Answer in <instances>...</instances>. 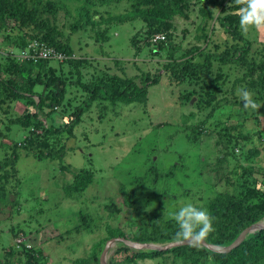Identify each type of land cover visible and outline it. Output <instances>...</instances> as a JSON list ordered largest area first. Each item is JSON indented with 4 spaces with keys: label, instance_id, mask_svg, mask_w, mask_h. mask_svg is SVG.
Listing matches in <instances>:
<instances>
[{
    "label": "rangeland",
    "instance_id": "374dc122",
    "mask_svg": "<svg viewBox=\"0 0 264 264\" xmlns=\"http://www.w3.org/2000/svg\"><path fill=\"white\" fill-rule=\"evenodd\" d=\"M62 1L65 6L57 9L54 23L61 38L72 47L67 58L78 62L76 67L64 59L51 58L50 62L61 64L60 71L70 81L157 70L162 75L148 87L144 102L93 103L75 125L74 135L48 138L41 158L19 145L29 131L9 122L28 102L19 98L2 104L0 162L10 153L7 145L15 141L19 153L17 170L7 183V203L0 204V261L5 264H28L23 242L41 251V264H75L74 259L88 256L110 227L133 235L142 228L151 230L156 223L165 229L177 226L170 213L184 203L193 202L208 210L216 193L238 185L241 166H253L257 177L264 169V92H255L260 88L258 68L242 77L246 64L212 58L211 70L201 83L203 91H211L212 86L205 84L216 78L213 89L217 90L214 94L202 93L197 104L196 96L190 100L183 97L192 84L176 82L163 73L168 55L178 60L191 55L202 61L198 50L219 53L231 43H242L226 34L214 19H207L205 24L201 8L211 7L215 16L219 7L208 0H191L188 17L172 18L171 35L164 48L152 51L143 47L136 53L130 39L143 28L142 21L128 19L110 28L106 20L130 10L129 1ZM83 4L91 21L74 28L72 25L80 19H87L80 14ZM28 26L7 20V26L0 29V61L7 62L9 57L25 61L16 54L33 38ZM106 30L109 36L99 38V33ZM239 32L248 40V59L264 60V25L247 32L240 25ZM22 39L27 40L25 46ZM76 87L71 83L67 87L72 106L82 96ZM240 88L252 93L257 109L243 107L237 92ZM54 116L55 122L62 121L59 112ZM48 122L44 119L45 124ZM35 133L41 134V129H35ZM36 138L31 141L34 148L41 141ZM61 144L58 153L63 156L45 155L47 148L56 150ZM80 168H91L93 178L81 193L68 195L64 186ZM116 246L107 255V260L113 256L115 264H181L173 261L171 253H165V258L125 261L123 253L114 252Z\"/></svg>",
    "mask_w": 264,
    "mask_h": 264
},
{
    "label": "trees",
    "instance_id": "16d2710c",
    "mask_svg": "<svg viewBox=\"0 0 264 264\" xmlns=\"http://www.w3.org/2000/svg\"><path fill=\"white\" fill-rule=\"evenodd\" d=\"M127 1L130 2V10L123 14L109 16L106 20L109 22L110 28L117 25L118 22L128 19L142 21L143 28L135 32L130 39L136 53L143 47H149L152 51L164 48L171 35L172 18L176 15L188 17L192 9L191 0ZM208 1L220 9L213 16L211 7H202L205 24H207V19H214L226 34L234 39H241L242 43H231L219 53L198 50L199 56H203L202 61H197L191 55L179 60L168 55V59L163 63V73L176 82L192 84L193 87L187 89L183 97L190 100V97L194 95L197 98L194 104H197L202 93L209 95L214 94L217 90V88L213 89L216 78L211 79L210 84L209 82L205 84V86L211 85L213 91H208L207 88L203 91L204 83H201V79L206 75L205 73H209L211 70L212 58H216L222 63L246 64V70L242 73V77L248 75L255 68L260 70V77L257 80L260 88L255 91L260 95L264 92V60L256 62L253 59H248V40L244 39L239 32L240 9L242 5L247 3V0ZM64 6L62 0H0V29L7 26L8 19H13L20 25H31L28 27L31 28L30 35L33 36L32 39L43 40L67 54H71L72 47L69 45L68 40L61 38L62 33L54 23L57 9ZM80 12L81 16H86L87 19H80L77 24L72 25L74 28L77 25H85L91 21L88 7L85 4L82 5ZM157 33H162L164 37L153 41L152 37ZM204 35L206 36L204 40L208 41V35ZM108 36L107 30L99 33L101 39H106ZM26 41H22L23 46L26 45ZM63 61L66 63L70 61L75 67L78 62V60L71 57ZM59 66L61 67V64ZM59 66L52 64L50 59L45 58L27 59L19 62L9 57L7 62L0 61V107L4 103L7 104L19 98L28 102L22 113L10 117L9 122L20 125L29 131L27 136L20 140L19 145L25 149V152L32 153L40 158L44 152L43 147L47 146L49 137L64 134L74 135L75 125L81 120L83 113L91 108L93 103L98 105L99 102L107 101L108 104L114 105L118 102H144L148 87L157 83L162 75L157 70L156 72L143 71L134 76H99L88 80L79 77L75 81H70L66 73L60 71ZM69 83L77 86L76 88L82 93L78 102L74 103L73 106L66 96ZM69 105L72 106L71 109ZM57 112L62 115L61 122H55L54 115ZM98 113L100 114V112ZM44 119L49 121L48 124L44 123ZM37 128L41 129V134L35 133ZM0 133H2L1 129ZM35 138L36 141H41L39 147L34 148L31 141ZM231 141L229 138L228 142ZM7 147L11 149L10 153L3 155L0 162L2 168L0 173V204L2 205L7 203L9 192L7 183L10 175L17 170L15 164L19 157L16 141L11 146L7 145ZM62 148V144L56 150L47 148L45 155L60 158L62 154L58 152ZM62 167L64 166L62 165ZM262 170L261 177H257L255 174L256 169L253 166H241L240 173L236 178L238 185H235L233 190L219 191L215 194L208 206V211L213 218V229L204 239L214 243L228 244L244 227L264 219V169ZM92 178L93 171L91 168H80L73 173L72 180L64 186L65 193L68 195L81 193L90 184ZM82 222L86 223L85 221ZM76 228H78V225ZM12 231L16 233V231ZM177 231L178 226L165 229L156 223L151 230L142 228L137 233L128 235L120 228L113 229L110 227L106 232V236L93 245L88 256L75 258L74 262L75 264H99V254L105 240L110 236L125 235L140 241L165 243L179 239L175 235ZM21 246L24 248L28 264H41V258L43 257L41 251L26 247L24 242ZM129 250H131L130 253H128ZM114 252L123 253V260L125 261L157 256L165 258V253H171L173 261H179L181 264H264V227L249 232L237 246L226 252L212 251L196 243L176 245L166 249H134L122 242H117ZM107 262L108 264H115L113 256H109ZM5 263V261H0V264Z\"/></svg>",
    "mask_w": 264,
    "mask_h": 264
},
{
    "label": "clouds",
    "instance_id": "9594fccd",
    "mask_svg": "<svg viewBox=\"0 0 264 264\" xmlns=\"http://www.w3.org/2000/svg\"><path fill=\"white\" fill-rule=\"evenodd\" d=\"M240 25L247 32L252 27L264 25V0H247L240 9ZM245 109H257L258 103L246 88L237 90ZM178 226L177 238H185L187 242L202 241L213 229V218L206 207L193 202L184 203L170 213Z\"/></svg>",
    "mask_w": 264,
    "mask_h": 264
},
{
    "label": "water",
    "instance_id": "95a60500",
    "mask_svg": "<svg viewBox=\"0 0 264 264\" xmlns=\"http://www.w3.org/2000/svg\"><path fill=\"white\" fill-rule=\"evenodd\" d=\"M261 227H264V219L259 220L256 222H253L246 227H244L237 236L228 244H219L207 241L206 239H203L202 241H192L191 243H198L200 245H203L207 247L208 249L216 252H226L232 249L233 247L237 246L249 232H253L257 229H260ZM117 242H122L123 244L132 247L134 249H166L170 248L176 245H182V244H191L186 241L185 238H179L175 240H171L165 243H156V242H150V241H140L136 239H132L129 237H126L125 235H114L108 237L104 245L101 249V252L99 254V264H108L107 262V255L112 246H114Z\"/></svg>",
    "mask_w": 264,
    "mask_h": 264
},
{
    "label": "built area",
    "instance_id": "2783aa9c",
    "mask_svg": "<svg viewBox=\"0 0 264 264\" xmlns=\"http://www.w3.org/2000/svg\"><path fill=\"white\" fill-rule=\"evenodd\" d=\"M162 33H157L152 37V40L155 41L159 38H163ZM17 58L20 60H37L39 58L51 59L56 58L58 60H63L68 57L69 54L56 48L53 45L48 44L47 42L39 39H30L24 49L16 54Z\"/></svg>",
    "mask_w": 264,
    "mask_h": 264
}]
</instances>
